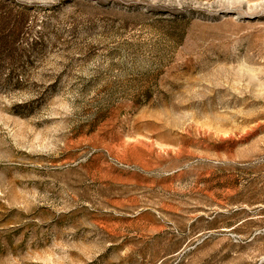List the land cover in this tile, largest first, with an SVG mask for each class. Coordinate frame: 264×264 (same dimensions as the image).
I'll return each mask as SVG.
<instances>
[{"label": "rangeland", "instance_id": "obj_1", "mask_svg": "<svg viewBox=\"0 0 264 264\" xmlns=\"http://www.w3.org/2000/svg\"><path fill=\"white\" fill-rule=\"evenodd\" d=\"M0 264H264V0H0Z\"/></svg>", "mask_w": 264, "mask_h": 264}]
</instances>
